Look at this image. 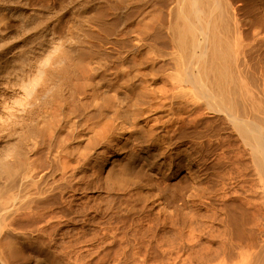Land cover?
<instances>
[{
  "label": "bare ground",
  "instance_id": "1",
  "mask_svg": "<svg viewBox=\"0 0 264 264\" xmlns=\"http://www.w3.org/2000/svg\"><path fill=\"white\" fill-rule=\"evenodd\" d=\"M41 1L0 0V264L149 201L189 264H264V0Z\"/></svg>",
  "mask_w": 264,
  "mask_h": 264
},
{
  "label": "rangeland",
  "instance_id": "2",
  "mask_svg": "<svg viewBox=\"0 0 264 264\" xmlns=\"http://www.w3.org/2000/svg\"><path fill=\"white\" fill-rule=\"evenodd\" d=\"M13 1H15L16 4L23 5V3H25L26 0L25 1L22 0L23 2H20V0H13ZM17 2H20V3H17ZM15 3H13V4H15ZM40 3H42L41 0H31V1L29 0L28 4L38 5ZM163 203H164V207L168 206V205L170 206V204L167 200L163 201ZM146 207H147L146 211L143 212V214L141 213L139 215V219L136 218V219H138V222H137V220L133 221L132 218L129 219L127 217L125 219L117 220L118 223H116V224L113 223V225H114L113 227H115L114 229L119 230V231L115 230L116 231L115 233H118V235H120V237L122 236V238H125V239H126V237L131 238V243L119 244V242H118L116 244H108V245H105L106 248H104V249H103L104 246L103 247L99 246L100 248L94 246V247H90L91 249L88 248L90 252L86 249H82L81 251L78 250L79 253H73L72 254L73 259H71L70 264H78V263H80V264H82V263L83 264H88V263L89 264H96V263L97 264H166V263L168 264L169 263V264H171L169 261L172 262V260L173 261L176 260L177 257L179 259H177V261L172 262V264L173 263L174 264H187V263L189 264L188 261L186 262L187 258H185V257H187L186 255L189 254L188 248L186 249V246H184V244H182L181 241H178L179 239L181 240V236H182V235H180V234H182L181 228L179 227L180 228L179 229V228H177L178 227L177 225L174 226L170 223L165 222L163 207H162V210L159 209L157 207V205L152 203V201H149L147 203ZM113 227H110V228H113ZM174 233L179 234L180 238L178 237V239L176 240L178 235H175ZM184 233L185 232H183V234ZM173 238H175V239H173ZM174 240L177 241L178 245L174 244V243H176V242H174ZM171 242H173L172 244H174L175 246L171 245L170 244ZM169 245H170L171 249H170ZM101 247H102V250H101ZM26 248H27L26 249V253H27L26 255H29V254L32 255V254L36 253L35 252L36 250L34 248H32V247H26ZM182 248H184L183 251H182ZM94 249H96V250H94ZM177 249L179 251H177ZM185 249L187 251H185ZM170 250L172 252H170ZM32 251H34V252H32ZM182 252H183V254H181V255H183V256L180 255V253H182ZM176 253L177 254L179 253V254L177 255ZM76 254L77 255L79 254V255L77 256ZM90 255H92V257H90ZM170 255H171V257H170ZM179 256H181V257H179ZM172 257H175V258L173 259ZM100 258H102L103 260ZM183 258H184V261L182 260ZM80 259H81V262L79 261ZM165 261H166V263H165ZM44 262H45L44 264H46V263L47 264H53L54 260L52 258L47 257ZM71 262H73V263H71Z\"/></svg>",
  "mask_w": 264,
  "mask_h": 264
}]
</instances>
